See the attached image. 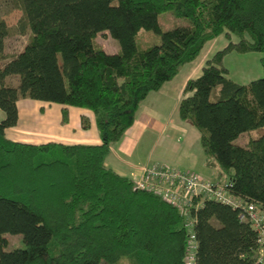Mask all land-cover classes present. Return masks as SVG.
I'll return each mask as SVG.
<instances>
[{"label":"trees","instance_id":"16d2710c","mask_svg":"<svg viewBox=\"0 0 264 264\" xmlns=\"http://www.w3.org/2000/svg\"><path fill=\"white\" fill-rule=\"evenodd\" d=\"M21 50L1 61L8 26L0 19V264H184L182 213L172 204L103 164L109 146L133 122L151 91L169 81L203 45L224 33L195 78L185 81L176 112L199 136L205 167L228 191L264 216V0H18ZM168 11L183 25L161 30ZM157 42L136 44L138 31ZM116 41L107 53L97 35ZM229 34L235 40L229 39ZM260 52L262 75L245 84L230 80L223 57ZM17 75L15 85L5 78ZM212 95V98L210 97ZM90 111L100 143H27L10 139L19 98ZM81 117L80 126L87 127ZM199 199H193L197 202ZM196 247L193 264H259L256 232L237 210L202 198L188 214ZM24 245L5 250V235Z\"/></svg>","mask_w":264,"mask_h":264},{"label":"crops","instance_id":"0c3cea01","mask_svg":"<svg viewBox=\"0 0 264 264\" xmlns=\"http://www.w3.org/2000/svg\"><path fill=\"white\" fill-rule=\"evenodd\" d=\"M214 40L215 38L207 40L196 58L182 65L171 80L162 83L156 91H151L139 102L133 122L119 140L109 146L103 160L105 166L132 181L141 175L142 167L153 163L168 164L199 174L203 172L201 174L204 177L213 180L215 171L203 164L196 129L188 120H180L176 109L178 100L182 97L185 81L195 78L200 73L204 61L226 43L225 41L216 43ZM23 44L17 49L18 51ZM232 54H226L222 62L227 55ZM10 77L13 80L11 85H15L18 76L15 74L7 76L5 78L7 84ZM16 108L18 122L15 126L6 127L4 130L14 141L31 144L46 143V141L64 144L100 143L98 131L94 126V117L87 109L68 106L67 121L62 123L60 118L62 106L58 103L41 102L26 97L17 99ZM3 116L4 111L0 110V120ZM81 117L88 121L86 128L80 126ZM169 142L172 144L168 147L166 144ZM193 149L196 157L193 156Z\"/></svg>","mask_w":264,"mask_h":264},{"label":"built area","instance_id":"2783aa9c","mask_svg":"<svg viewBox=\"0 0 264 264\" xmlns=\"http://www.w3.org/2000/svg\"><path fill=\"white\" fill-rule=\"evenodd\" d=\"M140 176L134 180V186L147 189L161 197L165 202L180 211L185 222L184 264H193L196 243L192 231L194 219L188 217L191 207L196 208L202 198L215 200L237 210V217L248 223L256 232L259 254L256 261L264 264V216L253 203L245 202L239 196L231 194L228 182H217L196 172L185 171L168 164L153 163L142 167ZM193 199H199L193 202Z\"/></svg>","mask_w":264,"mask_h":264},{"label":"rangeland","instance_id":"374dc122","mask_svg":"<svg viewBox=\"0 0 264 264\" xmlns=\"http://www.w3.org/2000/svg\"><path fill=\"white\" fill-rule=\"evenodd\" d=\"M18 0H0V19H2L6 26H8V34L4 37V56L1 58V61L12 56L17 49L25 42L26 35L18 33L17 30V20L21 17V10L17 6ZM157 24L159 29L166 30L170 29L173 26L183 25L186 23L185 18H178L172 15V13L165 11L159 13L156 17ZM230 40H235V36L233 34H229ZM158 37L151 31H138L136 44L138 48H145L152 42H157ZM216 43L219 42H228L227 37L224 33L219 34L215 37L214 40ZM94 43L96 46H100L107 53L117 52L119 50V46L116 41L112 39L108 34L107 36L97 35L94 38ZM225 43V44H226ZM232 55H227L222 62L225 67L227 74L230 80L235 81L236 83H246L250 78L262 75L261 63L259 62V58L261 56L260 52L252 51L243 54H238L232 51ZM245 72H247L245 74ZM8 79V83L11 84L13 80ZM212 98V95L210 96ZM264 133V127H258L256 129H249L246 132L240 133L233 143L238 144L240 146L244 145L248 138H255L259 136V134ZM166 144V143H165ZM172 144L169 142L168 147ZM161 145V144H160ZM193 156L196 157V152L194 149L192 150ZM200 153V152H199ZM172 157V156H170ZM194 157V158H195ZM203 174V172H201ZM200 173V175H201ZM199 174V173H198ZM205 175V174H204ZM8 240V244L4 247L5 250H9L12 248H20L24 245L23 239H21V234H12L8 233L5 235ZM98 264H102L99 262Z\"/></svg>","mask_w":264,"mask_h":264}]
</instances>
